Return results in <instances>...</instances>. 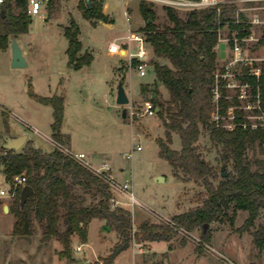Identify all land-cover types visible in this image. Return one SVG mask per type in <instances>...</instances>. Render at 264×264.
I'll use <instances>...</instances> for the list:
<instances>
[{
  "label": "rangeland",
  "instance_id": "374dc122",
  "mask_svg": "<svg viewBox=\"0 0 264 264\" xmlns=\"http://www.w3.org/2000/svg\"><path fill=\"white\" fill-rule=\"evenodd\" d=\"M96 1L101 3L100 11L103 13L104 0ZM115 1L109 9L110 16L106 15L113 23L109 27L101 20L84 18L83 14L88 8L85 0H47L42 5L40 15H30L28 31L22 36L9 38L8 48L0 50V135L11 138L26 135L27 140H32L35 147L44 151L59 146L51 138L52 107L32 99L27 92L28 85L30 83L38 95L61 96V128L66 136L62 147L72 152H85L86 161L92 166L93 156L95 162L109 163L113 169L110 166L104 167L105 163L102 162L104 166L99 167L100 171H104L116 183L128 181L131 184L129 191L138 199V203L121 192L112 188L110 190L112 202L118 201L120 207L131 212L133 226L137 228L144 219L168 221L175 214L201 205L206 193L200 182L183 183L176 179L168 161L159 155L156 140L163 137L162 121L157 113L144 112V102L149 100L155 80L151 64V59L155 57L151 51L147 58V73L141 76L134 68L135 59L123 53L109 54L107 45L119 35H126L128 28L131 33L141 32L146 37L141 30L146 23L138 8L141 1L151 5L153 22L159 28L169 23L165 6L175 8L181 17L193 8L174 6L158 0ZM235 3L246 18L244 23L249 26V34L237 38L241 39L238 41L241 46L239 51L227 44L223 58L220 57V49L216 48L214 72L227 73V76L221 77V81L238 85L240 78L253 77L245 73L247 67L264 65V2L240 0ZM255 19L260 22L253 23ZM71 21L79 28L78 40L82 46L79 54L87 51L93 57L90 65L78 69L68 63L66 54L68 42L64 28ZM222 31L227 36L228 23L223 25ZM13 38H19L22 50L27 51L26 67H11L10 43ZM224 41L227 43L226 39ZM134 45L128 42L123 44L125 48L133 49ZM237 57L243 60H237ZM158 61L164 62L161 59ZM244 61L248 63L247 66L242 64ZM260 74L264 77V73L258 71L255 81ZM120 80L129 98L127 105L116 103ZM140 85H148V88L141 91ZM157 85L159 99L167 101L168 91L162 84ZM235 92L234 88L227 91L228 94ZM124 107L127 108L126 117H122ZM250 107V110L246 109L248 116L245 118L250 122L257 121L259 117L256 115L264 113V106L257 110H253L252 105ZM227 119L232 120V117ZM138 145L141 146L140 150L136 149ZM196 145L201 158L214 168L218 178L221 177L223 164L227 174L232 171L230 164L221 161L223 150L210 142L205 127L200 128ZM170 146L174 149L180 147L177 134L172 138ZM6 149L4 141L0 139V153ZM128 153H131L130 157H127ZM246 158L253 163L256 160L264 161V152L258 148L248 149ZM113 170H117L120 177L115 176ZM155 175L163 176V180L156 181ZM6 186L0 171V188ZM85 197L87 202L92 201L88 194ZM11 201V195L0 197V264H264V253L252 241V232L259 224L264 225V210L260 211L253 226L241 229L248 212L234 210L233 204H224L221 220L209 225V241L201 239L200 230L183 231L191 236L182 247L179 246L183 237L181 233H177L170 241L154 244L135 240L112 260L110 253L118 236L103 226L104 220L92 219L88 225L86 241L73 234L66 250L55 237L42 240L41 225L36 219L30 235H13L14 218L9 210L3 211V205L9 207ZM58 229L63 231L62 223H59ZM77 245H81V250L75 249ZM197 248L201 253L196 252Z\"/></svg>",
  "mask_w": 264,
  "mask_h": 264
},
{
  "label": "trees",
  "instance_id": "16d2710c",
  "mask_svg": "<svg viewBox=\"0 0 264 264\" xmlns=\"http://www.w3.org/2000/svg\"><path fill=\"white\" fill-rule=\"evenodd\" d=\"M85 1L88 8L83 14L84 18L110 22L100 11V2ZM138 8L146 19L141 30L145 32L150 51L155 57L151 59L155 74L152 85L155 97L152 99L150 92L149 100L158 107L157 115L164 128V137L156 140L159 155L168 161L175 178L182 182H200L206 196L201 205L173 215L169 222L144 219L135 228L128 209L111 207L112 193L102 176L82 166L62 150L63 139L66 137L61 132L63 98L55 94L38 95L29 83L28 95L52 107L51 138L60 147L44 151L35 147L32 140H27L20 150L6 149L0 153V171L5 183L10 184L15 176L23 175L26 180L24 185H29L33 190L24 205L20 206L22 187L12 189L14 195L8 209L14 218L13 235H30L36 219L41 225L42 240L55 237L67 250L73 234L86 241L89 222L98 218L104 220V226L118 236L110 253L113 260L135 240L170 241L179 233V228L187 232L200 230L201 239L209 241V225L221 220L224 204H233L234 210L248 212L241 229L253 226L260 211L264 210V161L256 160L253 163L246 158L248 149L258 148L264 152V128L250 129L237 125L227 129L221 126L222 121L217 123L211 118L214 111L212 89L217 58L213 48L220 37L232 38L234 32L238 38L249 34L246 23H234L236 4L225 2L217 6L193 8L184 17L179 16L175 8L165 6L169 23L162 28L153 22L154 14L150 4L141 1ZM238 15L241 20H246L242 13ZM30 21L27 0L6 3L0 11V50L8 48L11 36L26 33ZM225 23H228L227 36L222 31ZM78 34L79 28L73 21L64 28L68 42V63L74 69L90 65L93 59L87 51L79 54L82 46ZM159 59L164 62L160 63ZM248 80L254 82L253 78ZM158 83L168 91V100L165 102L159 99ZM258 84L264 90V77H261ZM146 88L148 85H140L141 91ZM223 95H227L226 90H223ZM219 101L220 114L223 116L229 106L238 104L235 99L221 98ZM201 127H205L210 142L223 150L221 161L231 165L232 171L225 177L218 178L214 168L198 153L196 142ZM173 134H177L180 139L178 150L170 146ZM3 136L0 135L1 140ZM85 194L92 201L87 202ZM59 223L64 227L62 232L58 229ZM187 241L188 236L183 235L179 246H185ZM252 241L264 253V225L259 224L252 232ZM196 252L201 253V250L197 248Z\"/></svg>",
  "mask_w": 264,
  "mask_h": 264
},
{
  "label": "built area",
  "instance_id": "2783aa9c",
  "mask_svg": "<svg viewBox=\"0 0 264 264\" xmlns=\"http://www.w3.org/2000/svg\"><path fill=\"white\" fill-rule=\"evenodd\" d=\"M12 0H0V11L2 9V7L6 4L11 2ZM47 0H27V7H28V13L30 15H40L41 14V8L42 5L46 3ZM158 1H162L164 3H168L170 5H177L180 7H191V8H200V7H210V6H217L218 4L221 3H225V2H237L240 0H158ZM245 2H250V3H259V2H264V0H242ZM236 4V3H235ZM242 13L241 10L237 9V14H236V18L234 23H243L246 20H242L240 22V18L238 13ZM126 11H124V15H126ZM253 23H258L260 22L259 20L255 19L252 21ZM226 24V23H225ZM238 37L234 36L232 38H224V37H220L218 40V43L215 45V47L213 48L214 52H216V48L220 49V57L223 58L225 56V54L223 56H221V51L224 52V48L226 47V45L230 44L231 47H235V49L237 51H239V47L240 43L238 41H240L239 39H237ZM224 39L227 40V43H225ZM125 42L128 43H134L135 47L134 49L132 47L129 48H125L123 46V44H125ZM263 48H264V42L262 43ZM107 52L109 54L112 55H120L121 53H123L126 57L130 58V59H135L136 60V64L134 66L135 70L139 73V75L141 76H145L147 73V68H148V64H147V58L149 56L150 53V48L149 45L147 43L146 37L143 35V33L141 32H134L131 33L130 29H128V33L126 35L117 37L115 39H113L112 41H110L107 45ZM237 60H243L240 57L236 58ZM262 60L264 62V52H263V57ZM242 64H244L245 66L248 65V63L246 61H244ZM248 69H246L245 73L248 76H253V77H242L239 80L241 81L238 85H234L231 84L230 82H222L221 81V77H225L227 76V73H217L214 72V77H215V84L214 87L212 89V93H213V97H212V101L214 103V111L212 113V120L216 121L217 123L219 121H222L221 126L227 128V129H233L235 126L240 125L243 128H247L249 127L250 129H256L258 127H262L264 128V113L262 115H256L259 118H257V121H253L250 122L248 121L245 116L247 117L248 115H246L247 110H250L249 108H251L250 106H253V110H257V109H261V107L264 106V90L259 86V81L261 79V77L263 76V74H260L259 77L256 79L257 81H255V76L258 75V71L261 73L262 72V67L258 66V65H254L251 68L247 67ZM264 73V72H263ZM248 78H253L254 82H250L248 80ZM236 86V87H233ZM230 88H234L235 89V93L234 94H228L227 95H223V90L228 91ZM221 98H227V99H235L238 101L237 105L234 106H229L227 108V112L226 115H221L220 114V99ZM257 102V103H255ZM155 105L153 104L152 101L147 100L144 102V112L148 113V114H153L156 113L155 112ZM247 109V110H246ZM240 111V113L238 112ZM228 117H232V120L227 119ZM238 120V121H237ZM60 147V146H58ZM62 150L67 153L69 156H71L72 158H74L78 163H80L82 166L91 169L93 172H95L96 174L102 176V178L107 182V184L109 185L110 188L123 193L128 199L132 200L133 202H137L138 201L135 199V197L133 196L132 192L129 191V189L131 188V184L128 183V181L124 182L123 184L120 183H116L111 177L107 176V174L104 171H100L99 168H94L92 165H90L87 161H86V155L84 153L81 152H72L69 149H66L64 147H62ZM137 150L141 149V146L138 145L136 146ZM131 153L127 154V157H130ZM25 177L23 175H18L15 176L13 179V182L10 184H7V186L5 188H0V197H5L8 195H11V197H13L14 195V189L17 186H23L25 183ZM113 197L111 198V207L115 208L118 207L120 204L118 201H113ZM168 221H163V222H169ZM182 228H179L178 232L181 233L184 236H188L190 237L191 235L189 233H184ZM187 232V231H186ZM76 250H81V245H77Z\"/></svg>",
  "mask_w": 264,
  "mask_h": 264
},
{
  "label": "water",
  "instance_id": "95a60500",
  "mask_svg": "<svg viewBox=\"0 0 264 264\" xmlns=\"http://www.w3.org/2000/svg\"><path fill=\"white\" fill-rule=\"evenodd\" d=\"M151 19L148 18V22H150ZM10 50H11V54H12V59H11V67L13 68H20V67H26L27 63L25 61V52L21 49V47L18 44L17 39L13 38L11 40L10 43ZM224 55V52L221 51V56ZM155 97V93H154V87H152L151 89V98L153 99ZM129 102V98L125 92V89L123 87L122 81L120 80L118 82L117 85V96H116V103L118 105H127ZM155 112H158V107H155ZM126 113H127V108L124 107L122 109V117H126ZM3 141H4V146L7 149L10 150H19L27 141V136L26 135H22V136H18V137H7V135L3 136ZM225 169V165L223 164L221 167V177H225L227 175V172L224 171ZM156 181H160L163 180V176H157L155 177ZM33 192L32 188L29 185H23L20 191V199H19V203L20 206H23L24 203L26 202L28 196ZM8 209V205H4V209L3 211L7 212ZM204 228H206V224L204 225ZM88 264V263H86Z\"/></svg>",
  "mask_w": 264,
  "mask_h": 264
},
{
  "label": "crops",
  "instance_id": "0c3cea01",
  "mask_svg": "<svg viewBox=\"0 0 264 264\" xmlns=\"http://www.w3.org/2000/svg\"><path fill=\"white\" fill-rule=\"evenodd\" d=\"M112 2H116L115 0H104V4H103V13L105 14V15H109L110 16V12H109V9H110V7H111V5H112ZM104 24H106V25H108L109 27L110 26H112L113 25V23L112 22H109V23H104ZM129 29V28H128ZM24 34V33H23ZM23 34H18V36H22ZM120 36H122V35H119L118 37H120ZM17 41H18V44H19V46L21 47V45H20V43H19V38L17 39ZM22 49V48H21ZM24 51V50H23ZM25 52V55L27 54V51H24ZM25 55H24V57H25ZM109 55V54H108ZM130 74H132V73H130ZM129 78H131V75H130V77ZM62 127V126H61ZM163 129V137H164V128H162ZM61 132L63 133V134H65V132L64 131H62V128H61ZM174 135L175 134H173V138H174ZM163 137H161V138H163ZM69 139V141H70V138H68ZM173 148V147H172ZM178 149H180V147L178 148ZM177 149V150H178ZM78 152H81V153H84L85 155H87L85 152H83V151H77L76 153H78ZM90 157V156H89ZM91 159L93 160V162H94V164H93V167L94 168H99L100 166H104V164H102V162H104L105 163V166L104 167H108L109 168V166L113 169V167L109 164V163H107V162H105V161H97V162H95L96 160V158L93 156V157H91ZM114 171V173H115V176H117V177H120V173L117 171V170H113ZM155 177H157L156 175L154 176V179H155ZM177 179V178H176ZM183 183H185V182H183ZM135 199L138 201V199L135 197ZM3 209H4V205H3ZM103 221V220H102ZM89 225V224H88ZM103 226H104V224H103ZM102 226V227H103ZM87 233H88V228H87ZM72 237V236H71ZM156 242H165V241H151L150 243H152V244H154V243H156ZM112 264V263H111Z\"/></svg>",
  "mask_w": 264,
  "mask_h": 264
}]
</instances>
